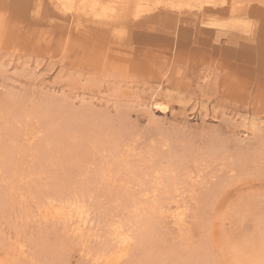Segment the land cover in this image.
<instances>
[{"label":"rangeland","instance_id":"rangeland-1","mask_svg":"<svg viewBox=\"0 0 264 264\" xmlns=\"http://www.w3.org/2000/svg\"><path fill=\"white\" fill-rule=\"evenodd\" d=\"M249 2L234 16L160 9L88 30L51 0H0V264H264V40L245 22L264 6ZM181 158L190 181L175 194ZM41 194L84 203L89 221L78 230L74 208L45 218Z\"/></svg>","mask_w":264,"mask_h":264},{"label":"bare ground","instance_id":"bare-ground-1","mask_svg":"<svg viewBox=\"0 0 264 264\" xmlns=\"http://www.w3.org/2000/svg\"><path fill=\"white\" fill-rule=\"evenodd\" d=\"M254 1V0H253ZM256 1V4H258V5H262V6H264V0H255ZM51 3H52V5H53V7L56 9V10H58V11H60V12H62L63 14H69L70 16H72V15H75L77 18H81L82 20H83V22L85 23V26H84V29H88V30H90V29H98V28H100V29H106V28H110V27H117V26H120V25H122L123 23H125V22H129L130 20H137L141 15H144L145 13H155V12H157L158 10H160V9H170V10H173V11H178L179 13H183L184 11H186V10H189V9H193L194 11H195V9L197 10V11H199V13L201 14V15H203V16H205V17H208V12L209 11H211V10H220V11H223V12H225L224 14L226 15L227 13H228V15H235V13L236 12H238V11H240L241 9L244 11V8L247 6V5H249L250 4V2H249V0H51ZM251 3H252V1H251ZM192 11V10H191ZM162 12V11H161ZM160 15V14H159ZM73 17V16H72ZM215 17V16H214ZM235 18V17H234ZM80 19V20H81ZM245 22H246V26H247V28H248V30L250 31V33H249V35L252 37V38H254L257 42H263L262 40H264V19L263 18H259V17H255V19H253V20H245ZM87 30V31H88ZM264 63V62H263ZM7 99V98H6ZM5 100V99H4ZM3 100V101H4ZM9 100V99H8ZM2 101V102H3ZM6 101V100H5ZM8 103V102H7ZM6 103V104H7ZM1 104V103H0ZM154 107L156 108V109H158V111H160V112H162V111H164L165 110V106L164 105H162V103H158V102H154ZM6 107V106H5ZM0 108H1V106H0ZM37 108V107H36ZM35 108V109H36ZM17 109H19V108H17ZM3 110V109H2ZM7 110V109H6ZM6 110H4L5 112H8V111H6ZM14 110V109H13ZM37 110V109H36ZM34 111V110H33ZM32 111V112H33ZM29 114V113H28ZM4 116H5V113L3 114ZM6 115H9V113H7ZM30 115H32L31 113H30ZM11 117V116H10ZM21 117V116H20ZM25 117V116H24ZM26 117H28V116H26ZM31 117H33V116H31ZM47 117V116H46ZM8 118V117H7ZM7 118H4V119H7ZM21 118H23V117H21ZM42 118H44L43 116H42ZM11 119V118H10ZM13 119V118H12ZM35 120V119H33V118H30L29 119V117H28V123L26 122V124H25V126H27V124L29 125V121L30 120ZM25 120H27V118L25 119ZM38 121H39V119H38ZM44 123V122H43ZM112 124V123H111ZM105 125V124H104ZM28 127V126H27ZM26 127V128H27ZM11 133V132H10ZM12 134V133H11ZM25 137V136H24ZM44 138V137H43ZM4 140V139H3ZM15 140V139H14ZM28 140V139H27ZM27 140H26V142H27ZM71 141V143H72V140H70ZM1 142V141H0ZM15 142V141H14ZM23 142H24V140H23ZM44 142H46V141H44ZM22 143V142H21ZM20 143V144H21ZM74 143V142H73ZM92 143V142H91ZM115 143V142H114ZM12 144V143H11ZM41 144V143H40ZM123 144H125V143H123ZM24 145V144H23ZM30 145V144H29ZM66 145H67V142H66ZM125 145H127V144H125ZM129 145V144H128ZM7 146V145H6ZM47 146V145H46ZM69 146V145H68ZM93 146H94V144H93ZM119 146V145H118ZM118 146H116V147H118ZM95 147V146H94ZM115 147V146H114ZM3 148V147H2ZM16 148V147H15ZM29 148V147H28ZM31 148V147H30ZM39 148H40V146H39ZM42 148V147H41ZM107 148V147H106ZM35 149H36V147H35ZM46 149H49V148H46ZM91 149V148H90ZM163 149V148H162ZM4 150H6V148L4 149ZM3 150V151H4ZM28 150V149H27ZM31 150V149H30ZM33 150L34 149H32V152H31V154H32V156H33ZM57 150V149H56ZM107 150H108V148H107ZM29 151V150H28ZM42 151V150H41ZM55 151V150H54ZM62 151V150H61ZM102 152L103 151H105V150H101ZM113 151V150H112ZM115 151V150H114ZM10 152V151H9ZM21 152V154H22V151H20ZM45 152V151H44ZM53 152V151H52ZM52 152H49V154H51V157H52V155L54 156V153L52 154ZM68 152L69 153H71L72 151L70 150H68ZM68 152H67V154H68ZM97 152V151H96ZM106 152V151H105ZM116 152H118V151H116ZM38 152H36V154H37ZM43 153V152H42ZM48 153V152H47ZM46 153V154H47ZM58 153V152H57ZM56 153V154H57ZM107 153H108V151H107ZM133 153V152H132ZM5 154V153H4ZM4 154H3V156L1 157V159H3L2 160V162L3 163H6V161L9 163L11 160L13 161V158L12 157H10L9 155V157L8 158H12V159H10V161H9V159H7L6 161L4 160L5 158H7L6 157V155H5V157H4ZM24 154V153H23ZM22 154V155H23ZM55 154V155H56ZM62 154V153H61ZM85 154L86 153H84V155H82V154H80V156L82 155V156H85ZM144 154V153H143ZM189 154V153H188ZM30 155V154H29ZM58 155V154H57ZM91 155V154H90ZM98 155V154H97ZM132 155H134V154H132ZM186 155V154H185ZM190 155V154H189ZM211 155V154H210ZM24 156H26V155H23V156H20L19 155V157H22V159H23V157ZM31 156V157H32ZM38 156V155H37ZM60 156V155H59ZM79 156V157H80ZM81 156V157H82ZM115 156V155H114ZM4 157V158H3ZM19 157H17V158H19ZM45 157H48V156H44L43 157V159H46L47 160V158H45ZM74 157V156H73ZM86 157V156H85ZM110 157V156H109ZM116 157V156H115ZM190 157V156H189ZM36 158V157H35ZM38 158H39V156H38ZM63 158V157H62ZM68 158V157H67ZM75 158V157H74ZM78 158V157H77ZM122 158V157H121ZM124 158V157H123ZM201 158V157H200ZM15 159V158H14ZM37 159V158H36ZM42 159V160H43ZM76 159V158H75ZM103 159H104V157H103ZM107 159V158H106ZM115 159V158H114ZM118 159V158H117ZM128 159V158H127ZM151 159V158H150ZM39 160V159H38ZM68 160H69V158H68ZM84 160V159H83ZM83 160H82V158L80 159V162H83ZM93 160V159H92ZM108 160V159H107ZM203 160V159H202ZM17 162H18V160H16ZM40 161H41V158H40ZM39 161V163H41V162H43V161H41L40 162ZM71 161H72V159H71ZM120 161V160H119ZM78 162L79 161H77V163L76 164H78ZM113 162H117L116 160L115 161H113ZM13 163V162H12ZM19 163V162H18ZM36 163L38 164V161H36ZM118 163V162H117ZM145 163V162H144ZM10 164L11 163H9L8 165L10 166ZM43 164V163H42ZM41 164V165H42ZM80 164V163H79ZM92 164V163H91ZM90 164V165H91ZM94 164V163H93ZM101 164V163H100ZM122 164V163H121ZM123 164H125V162L123 163ZM146 164V163H145ZM149 164V163H148ZM181 168H182V173H181V175H180V178H177V177H175V176H173V177H175V178H177L176 180H175V182L173 183V178L171 179L172 180V188H169V190H173L172 191V193L174 192H176L177 190H178V187H179V185H181L182 184V182H183V180L184 179H186V178H188L189 179V181H190V176L187 174V173H184L185 171H186V167H185V164H184V161H183V158H181ZM20 165H21V162H20ZM102 165V164H101ZM108 166H109V164H107ZM116 165V163L114 164V166ZM120 165V164H119ZM170 165V164H169ZM13 165H11L10 167H12ZM14 166H15V168H16V164H14ZM30 166V165H29ZM29 166L27 167V169H28V172L29 173H31V168H29ZM36 166H38V165H36ZM103 166V165H102ZM123 165H121V167H122ZM125 166H127V164H125ZM151 166V165H150ZM22 167V166H21ZM162 167V166H161ZM170 167V166H169ZM168 167V168H169ZM37 168H39V167H37ZM108 168H110V166L109 167H107L106 169V171H103V170H105L103 167H102V169L103 170H101L100 169V171H103V173H106L105 174V176H107V177H109L108 176V174H109V171H110V169L108 170ZM180 168V167H179ZM0 169H1V166H0ZM17 169V168H16ZM21 169V168H20ZM33 169V168H32ZM40 169V168H39ZM126 169V168H125ZM124 169V170H125ZM128 169H130L129 167H128ZM127 169V170H128ZM13 170H14V167H13ZM21 170H25V169H21ZM158 170V169H157ZM156 170V171H157ZM168 170V169H167ZM35 171V170H34ZM39 171V170H38ZM107 171H108V173H107ZM112 171V170H111ZM110 171V174L112 173ZM131 171V173H132V171L133 170H130ZM159 171V170H158ZM158 171H157V173H158ZM162 171V170H161ZM8 172H10V173H8L9 175L10 174H12V177L13 176H15V175H13V173L11 172V171H9L8 170ZM14 172V171H13ZM121 172V171H120ZM123 172V171H122ZM128 172H129V170H128ZM128 172L126 173V171L124 172L126 175H128ZM150 172H152V171H150ZM163 172V171H162ZM15 173V172H14ZM19 173V172H18ZM24 174H22L23 176L24 175H26V172H23ZM28 173V174H29ZM32 173H33V171H32ZM31 173V174H32ZM39 173H41V171H39ZM115 173V172H114ZM114 173H112V174H114ZM119 173V172H118ZM166 173V172H165ZM21 174V173H20ZM31 174H30V176H31ZM101 175H98L99 177H103L102 176V173H100ZM109 174V175H110ZM154 174H155V172H154ZM120 175V174H119ZM125 175V176H126ZM133 175H135V174H133ZM162 175V174H161ZM164 175V174H163ZM166 175V174H165ZM168 175V174H167ZM166 175V176H167ZM173 175V174H172ZM8 176V175H7ZM17 176V175H16ZM27 176H29V175H27ZM39 176H41V175H39ZM56 176V175H55ZM64 176H65V174H64ZM86 176V175H85ZM113 176H115V175H113ZM112 176V177H113ZM117 176V175H116ZM130 176H131V174H130ZM170 176V175H169ZM169 176H167V178H169ZM21 177V176H20ZM35 177H38V175L36 174V176ZM50 177V176H49ZM128 176H126V177H124V178H127ZM136 177H138V175L136 176ZM145 177V176H144ZM149 177V176H148ZM29 178V177H28ZM115 178H117V177H115ZM152 178V177H151ZM174 178V179H175ZM199 178V177H198ZM11 179H16V178H11ZM21 179H22V177H21ZM20 178H19V180H21ZM36 180L35 181H37V178H35ZM42 179V178H41ZM40 179V180H41ZM50 180H52L51 179V177L49 178ZM97 179V178H96ZM103 179V178H102ZM160 179V178H159ZM2 180H3V178H2ZM13 180V181H14ZM18 179H17V181H19ZM114 180V179H113ZM116 180V179H115ZM154 180H156V179H154ZM153 180V181H154ZM158 180V179H157ZM5 181H7V180H5ZM5 181H4V186L6 185V184H9V188H10V186H11V181H10V179H9V183H6L5 184ZM26 181V180H25ZM30 181V180H29ZM34 181V178H33V181H31V182H35ZM46 181V180H45ZM58 181V180H57ZM57 181L55 180V182L57 183ZM104 181V183H105V181L106 180H103ZM139 181V180H138ZM137 181V182H138ZM151 181H152V179H151ZM152 181V183H154ZM160 181H162V179H160ZM23 181L21 180V182H19L18 184H20V183H22ZM27 182V181H26ZM38 182V181H37ZM50 182H52V181H50ZM55 182H53L54 184H55ZM59 182V181H58ZM156 182V181H155ZM163 182L164 181H162L161 183H158V181H157V183L156 184H163ZM168 182V184H169V181H167ZM14 183H16V181L15 182H13L12 183V186H15V187H17L16 186V184H14ZM42 183H43V181H42ZM44 183H46V182H44ZM41 184V185H47V184ZM60 183H62V182H60ZM60 183H59V185H60ZM115 183V182H114ZM151 183V184H152ZM84 184V183H83ZM94 184H95V182H94ZM103 184V183H102ZM1 185H2V183H1ZM24 185H26L25 183H24ZM31 185V184H30ZM37 185V184H36ZM52 185V184H51ZM91 185V184H90ZM97 185V184H96ZM112 185V184H111ZM137 185V184H136ZM33 186H35V185H31V187H33ZM162 186H164V185H162ZM169 186H171V185H169ZM18 187H20V185L18 186ZM26 187V190L25 191H27L28 190V188H31V187H27V186H25ZM81 187H82V185H81ZM88 187H89V185H88ZM93 187V186H92ZM34 188H37L36 186L34 187ZM41 189H43V187H40ZM64 188V187H63ZM74 188V187H73ZM83 188V187H82ZM91 188V187H90ZM154 188V187H153ZM158 188V187H157ZM157 188L156 189H153V190H151V192H146V197H147V195H150V197H153V196H151V195H155L154 193L156 192V190H157ZM165 188H166V186H165ZM2 189H5V188H3L2 187ZM49 189V188H48ZM85 189V188H84ZM6 190H8V189H6ZM13 190V189H12ZM16 190H21L22 191V189H16V188H14V190L13 191H16ZM52 190V189H51ZM109 190H111V188L109 189ZM12 191V192H13ZM18 191H16L17 193H18ZM54 191V190H53ZM124 191H125V189H124ZM159 191V190H158ZM157 191V192H158ZM16 192H14V199L16 198V195H17V193ZM75 192V189H73V194H75L74 193ZM78 192V191H77ZM84 192V191H83ZM91 192H93V191H91ZM8 193V192H7ZM19 193H21L20 191H19ZM18 193V194H19ZM45 193V192H44ZM110 193V192H109ZM4 195H5V192L3 193ZM3 194H2V196H3ZM26 194H29V193H26ZM26 194L24 193V195H22V198H24V196H25V198H24V200H26L27 198H28V195L26 196ZM38 194H40V193H38ZM79 194H82L81 192L79 193ZM79 194H77V195H79ZM92 194V193H91ZM90 193H89V195L92 197V198H94L93 197V194L91 195ZM176 194V193H175ZM7 195V194H6ZM13 194H11V197H10V199L8 198V195H7V197L6 198H8L9 200V202H11V204H12V206H14V204H13V196H12ZM32 195V194H31ZM30 195V198H32V197H36V196H34V195H36V194H34L33 196H31ZM63 195V194H62ZM167 195H169V197L171 196L170 194H169V192H168V194ZM1 196V197H2ZM17 196H19V195H17ZM38 197H39V195H37ZM82 197H83V195H81ZM85 196V195H84ZM172 196H173V194H172ZM171 196V197H172ZM4 197V198H5ZM27 197V198H26ZM61 197H63V196H55V197H52V196H50V195H46V194H41V196H40V198H39V200H38V209L40 210V213H41V211L44 213L43 215L45 216V218H47L48 216V218H52V217H54V218H58V219H60V218H62L63 219V216L66 214V215H68L69 217H70V215L72 214V210H73V208L77 211V229L79 230V228H80V226H82V225H84V224H86L87 223V221H89L88 219H90V216H89V212H88V210H86L85 209V206L84 205H82V204H84V203H82L80 206H76V204H75V207L74 206H72V203H68L66 200H64L65 199V197L64 198H61ZM75 197H76V195H75ZM82 197H81V199H82ZM90 197V198H91ZM143 197V196H142ZM19 198V197H18ZM22 198H19V199H21L20 200V202H22V201H24V200H22ZM155 198V197H154ZM11 199H13V200H11ZM29 199V198H28ZM34 199V198H33ZM58 199V200H57ZM67 199V198H66ZM69 199V198H68ZM77 200H78V198H76ZM88 199V198H87ZM136 199H138V198H136ZM148 199V198H147ZM147 199H146V201H147ZM150 199V198H149ZM3 199H0V210H1V208L2 207H4L5 206V204H7V203H5V204H3L2 201ZM36 200V199H35ZM35 200L33 201V200H30V204H32L33 202H35ZM82 200H84V199H82ZM82 200H81V202H82ZM90 200V199H89ZM88 200V201H89ZM119 201H120V199H118ZM122 200V199H121ZM144 200V199H143ZM151 200V199H150ZM152 200H154L153 201V204L155 203V207L156 206H158V208H160L159 207V204L160 203H158V200L156 201V198L155 199H152ZM7 201V202H8ZM28 201V200H27ZM31 201H33V202H31ZM91 201V200H90ZM138 201V200H137ZM145 200H144V202H146ZM160 201H162V200H160ZM159 201V202H160ZM134 202V201H133ZM140 201H138V203H139ZM148 202H150L149 200H148ZM173 202V201H172ZM14 203H16L15 201H14ZM23 203V202H22ZM29 203V202H28ZM28 203H26L27 204V206L26 207H28ZM54 203H57L58 205H56V204H54ZM100 203V202H99ZM117 203V202H116ZM127 203V202H126ZM158 203V204H157ZM169 203V202H168ZM24 204V203H23ZM36 204V203H35ZM66 204L69 206H66ZM134 204V203H133ZM152 204V205H153ZM170 204V203H169ZM175 204V203H174ZM4 205V206H3ZM7 205H9V204H7ZM139 205V204H138ZM148 205V204H147ZM146 205V206H147ZM172 205V204H171ZM11 206V207H12ZM25 206V205H24ZM24 206L20 209L21 211H22V213H21V211H20V215L21 216H23L22 214H23V210L25 209V212L24 213H26V211H27V209L26 208H24ZM68 207V209L66 208V207ZM132 206H134V205H132ZM146 206H144L145 208H147ZM149 206V205H148ZM176 206V205H175ZM19 207H21L20 205H19ZM134 207H136V206H134ZM134 207H132V208H134ZM155 207H153L152 208V210H153V212L152 213H156L155 212ZM16 208V207H15ZM18 208V207H17ZM87 208V207H86ZM157 208V209H158ZM164 208V207H163ZM168 208V207H167ZM7 209H10V208H8L7 207ZM30 209V208H29ZM176 209V208H175ZM3 210V209H2ZM10 210H12V208L10 209ZM9 210V211H10ZM36 210H37V208H36ZM38 210V211H39ZM160 210H162V209H159V211ZM177 210V209H176ZM175 210V211H176ZM179 210V209H178ZM12 212V211H11ZM75 212V211H74ZM148 212V211H147ZM151 212V211H150ZM162 212V211H161ZM167 211L165 210V213H166ZM179 213H181V211H178ZM177 212V213H178ZM0 213H1V211H0ZM136 213V212H135ZM163 213V212H162ZM174 213V212H173ZM176 213V212H175ZM143 214H145V216L148 218H150V220H151V217H150V215L149 216H147L146 215V213H143ZM157 215L156 216H159L158 214H159V212L158 213H156ZM168 214H170L169 212H168ZM25 215V214H24ZM37 215H39V214H36V216ZM161 215V214H160ZM167 215V213L165 214V216ZM179 215V214H178ZM177 215V216H178ZM181 215V214H180ZM143 216V215H142ZM142 216L140 215L139 217H137L138 219L140 218V219H143L142 218ZM155 216V217H156ZM173 216H175V215H173ZM25 217H26V215H25ZM28 218V217H27ZM72 218V217H71ZM71 218H69V219H71ZM137 218H134V219H136L137 220ZM160 218V217H159ZM178 218V217H177ZM29 219V218H28ZM67 219V218H66ZM146 219V218H145ZM48 220V219H47ZM65 220V219H64ZM150 220H148V221H150ZM183 220V219H182ZM181 220V221H182ZM45 221V220H44ZM52 221V220H51ZM66 221V220H65ZM70 221V220H69ZM68 221V222H69ZM127 221H128V219H127ZM138 221V220H137ZM147 221V222H148ZM152 221V220H151ZM180 221V222H181ZM57 222V221H56ZM61 222V221H60ZM129 222V221H128ZM67 223V222H66ZM122 222H120V224H121ZM143 223V222H142ZM149 223V222H148ZM178 223V221L176 222V224ZM127 224V223H126ZM136 224H137V222H136ZM147 224V223H146ZM175 224V223H174ZM179 224V223H178ZM128 225V224H127ZM112 226V225H111ZM120 226H122V225H120ZM136 226V225H135ZM137 226H139V225H137ZM141 226H143V225H141ZM140 226V227H141ZM177 226V225H176ZM74 227H76V226H74ZM113 227V226H112ZM111 227V228H112ZM150 227V226H149ZM110 228V229H111ZM146 228H148V226L146 227ZM154 228V227H153ZM116 229V228H115ZM118 229V228H117ZM77 230V231H78ZM138 230H139V228H138ZM148 230V229H147ZM111 231V230H110ZM140 231H143V230H140ZM80 232V231H79ZM144 232V231H143ZM151 232H152V230H151ZM77 233V232H76ZM111 233V232H110ZM147 233V235H148V232H146ZM139 234H144V233H142V232H140ZM264 230L263 231H261L260 232V238H257L256 240H254L255 241V244L257 245V246H260V247H263L264 246ZM80 236H82L83 237V240H84V238H85V240H86V236L84 235V233L82 232H80ZM139 236H141V235H139ZM117 243H120V244H122V246H124V244H127V243H129V242H131V240H130V237H128L127 235H123V234H117ZM142 237V236H141ZM151 238V237H150ZM150 238H148V240L147 241H150ZM81 239V238H80ZM111 239V238H110ZM153 239V238H152ZM253 241V242H254ZM83 242V241H82ZM86 242V241H85ZM112 242H115V241H112ZM85 244V243H84ZM84 244H83V246H84ZM118 245V244H117ZM117 248H118V246H117ZM107 249V248H106ZM123 249V248H122ZM130 249V248H129ZM104 250V249H103ZM102 251V250H101ZM100 251V252H101ZM96 252L97 253H99V249H97L96 250ZM94 253H95V251H94ZM102 253V252H101ZM123 253V252H122ZM121 253V254H122ZM128 253V252H127ZM126 253V254H127ZM100 254V253H99ZM103 254V253H102ZM96 256L95 257H97V254H95ZM118 255V254H117ZM116 256V255H115ZM99 257H101V256H99ZM99 257H98V259H99ZM111 257H112V255H111ZM110 257V258H111ZM114 257V256H113ZM106 258V257H105ZM119 258H121V257H119ZM117 259V258H116ZM116 259H114L113 258V260H116ZM107 261H109V260H107Z\"/></svg>","mask_w":264,"mask_h":264}]
</instances>
